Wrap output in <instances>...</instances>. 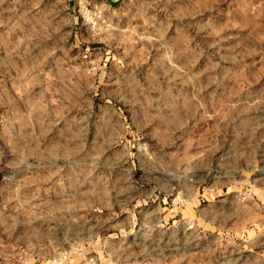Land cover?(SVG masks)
<instances>
[{
  "label": "rangeland",
  "instance_id": "obj_1",
  "mask_svg": "<svg viewBox=\"0 0 264 264\" xmlns=\"http://www.w3.org/2000/svg\"><path fill=\"white\" fill-rule=\"evenodd\" d=\"M189 181L192 264H264V0H0V264L183 257Z\"/></svg>",
  "mask_w": 264,
  "mask_h": 264
},
{
  "label": "crops",
  "instance_id": "obj_2",
  "mask_svg": "<svg viewBox=\"0 0 264 264\" xmlns=\"http://www.w3.org/2000/svg\"><path fill=\"white\" fill-rule=\"evenodd\" d=\"M12 76L14 79V83L11 85V87L7 89L8 93L12 95V98L14 100L16 99V96L18 95V91H19L20 98L22 99L27 98L26 96L23 95L25 91L22 88H20L21 84L19 87L16 84V80H15L16 73H13ZM188 191H189L188 193L189 205L186 210L182 209L174 214H171L170 212L164 213V218L172 219L173 221H178V223L182 224L183 227L185 226L184 228H186V226L188 225L189 242H188V246L186 249L188 251V254L183 255V257L172 259L170 260V262H165L164 264H192V228H191V224H192V195H191L192 183L190 181L188 182ZM258 257H260L261 259H264V255L258 256ZM69 264H72V263H69ZM134 264H138V263H134Z\"/></svg>",
  "mask_w": 264,
  "mask_h": 264
},
{
  "label": "water",
  "instance_id": "obj_3",
  "mask_svg": "<svg viewBox=\"0 0 264 264\" xmlns=\"http://www.w3.org/2000/svg\"><path fill=\"white\" fill-rule=\"evenodd\" d=\"M107 1H108V3H109L111 6L115 7V6H117L118 4H120L123 0H107Z\"/></svg>",
  "mask_w": 264,
  "mask_h": 264
}]
</instances>
